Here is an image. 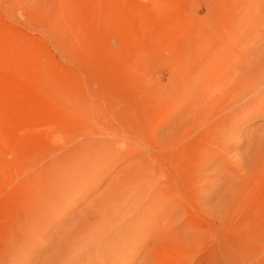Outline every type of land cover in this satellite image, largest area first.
<instances>
[{
    "label": "rangeland",
    "instance_id": "374dc122",
    "mask_svg": "<svg viewBox=\"0 0 264 264\" xmlns=\"http://www.w3.org/2000/svg\"><path fill=\"white\" fill-rule=\"evenodd\" d=\"M257 54L264 0H0V264H264V106L195 115Z\"/></svg>",
    "mask_w": 264,
    "mask_h": 264
},
{
    "label": "bare ground",
    "instance_id": "6f19581e",
    "mask_svg": "<svg viewBox=\"0 0 264 264\" xmlns=\"http://www.w3.org/2000/svg\"><path fill=\"white\" fill-rule=\"evenodd\" d=\"M255 57L256 58L261 57L262 59L261 60H254L256 58H254V56H253L254 59L251 58L252 60L249 58L247 61L241 59L243 62L240 61L239 63H234L235 65H233V64L229 65L228 67H226V69H225L226 71L223 68L219 69L222 72L225 71V73L228 75H229V73H232L233 77L228 78V79L226 77H224V78H226L225 81H222V79L220 78L219 81L220 80L222 81L220 83L218 80H216L215 82L217 84L214 85L213 88H212L213 85L211 83L210 84L211 88L216 92L207 91L206 92L207 100L202 99V100H204V103L202 104V106L196 107L197 110H196L195 115H198V114L201 115L203 113L208 118V120L206 119L208 122V125L206 126V130L203 131V135H206L207 138H206V140L204 139L205 140V146L202 145L203 146L202 150H201L202 155H206V154H208V152L212 153L213 150L211 151V148H212L211 145H214V146L216 145L222 149H224V148L226 149L229 146V144H228L229 139H231V137H233L235 135V130H236L235 128H236L237 122L239 123L242 119L245 118L244 116L248 115V113L251 111L249 108L250 105H251V107H252V105H254V107L256 106L255 108L252 107L254 109H256L257 106L260 108H262L264 106V54L262 56L257 54ZM211 65H212V63H211ZM220 66H221V64H220ZM216 69H218V68H216ZM206 72H207V68H206ZM223 75H224V73H223ZM220 77H221V75H220ZM207 86H208V83H207ZM211 88H208V89H211ZM206 89H207V87H206ZM204 91H205V89H204ZM202 100H200L201 102H197V103H202ZM183 102H184V99H183ZM186 103L188 104V102H186ZM226 103H229V104L226 105ZM222 105L223 106L226 105V106L223 107ZM219 106H222L223 108L222 107L219 108ZM256 111H258V110H256ZM262 132H263V130H262ZM262 137H263V135H262ZM253 140H254V138H253ZM254 141L255 142L257 141V143H258L259 140L257 138V140L255 139ZM254 141H251V142L255 143ZM251 142H249L250 146H254V145H251V144H253ZM261 142H263V146L261 147L262 149L260 148L261 149L260 153L261 152L264 153V149H263L264 148V141H263V139H262V141L260 139V143ZM258 144H256V146ZM216 146L214 147V149L217 148ZM230 148H232V147H230ZM228 149H229V147H228ZM228 149H226L225 152H227ZM229 152H230V150H229ZM217 154H216V157L218 156ZM214 155H212V156L215 157ZM260 157L261 156H259V158ZM262 162H263V160H262ZM93 250L82 251V252H80V251L75 252L74 251L71 254H68V252H67L65 254H62V256H60L59 258H58L59 255L57 254L58 255V256L56 255L57 259H59L57 261L61 262V264H91L92 262L98 261V259L95 260L96 258L101 257V255L97 254L98 252L95 253ZM60 259L61 260L64 259V263ZM59 262H57V263H59ZM49 263H50V261H49Z\"/></svg>",
    "mask_w": 264,
    "mask_h": 264
}]
</instances>
